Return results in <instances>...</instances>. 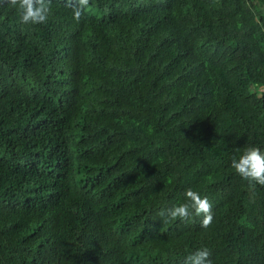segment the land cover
<instances>
[{
  "label": "trees",
  "instance_id": "obj_1",
  "mask_svg": "<svg viewBox=\"0 0 264 264\" xmlns=\"http://www.w3.org/2000/svg\"><path fill=\"white\" fill-rule=\"evenodd\" d=\"M48 3L0 0V264H264V0ZM189 189L207 228L157 216Z\"/></svg>",
  "mask_w": 264,
  "mask_h": 264
},
{
  "label": "clouds",
  "instance_id": "obj_2",
  "mask_svg": "<svg viewBox=\"0 0 264 264\" xmlns=\"http://www.w3.org/2000/svg\"><path fill=\"white\" fill-rule=\"evenodd\" d=\"M9 3L17 9L18 20L22 25L47 23L51 14L48 0H9ZM88 3L89 0H76L75 3L67 0L66 6L72 9L73 19L78 22ZM231 168L249 184L264 186V149L255 145L245 147L233 157ZM211 208L206 196L189 189L184 193L183 202L160 209L157 216L164 222L202 218L201 227L207 228L212 222ZM210 256L209 248L200 247L189 252L184 257L183 264H213Z\"/></svg>",
  "mask_w": 264,
  "mask_h": 264
}]
</instances>
